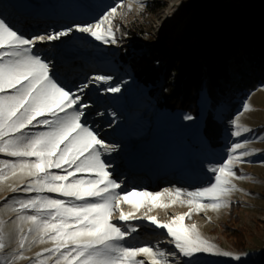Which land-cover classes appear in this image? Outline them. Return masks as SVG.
Here are the masks:
<instances>
[{"label":"rangeland","instance_id":"1","mask_svg":"<svg viewBox=\"0 0 264 264\" xmlns=\"http://www.w3.org/2000/svg\"><path fill=\"white\" fill-rule=\"evenodd\" d=\"M148 1L23 0L22 5L28 7L23 11L17 6L7 8L0 1V19H4L10 27L29 38L43 35L34 30L41 24H45L43 30H40L45 32L44 36L72 29L66 36L53 40L65 42L67 39L64 38L69 37L68 41L73 46L65 49L67 53L61 48L57 54L50 47L52 43L47 40L37 41L34 45V53L49 63L50 75L53 79L66 90L81 95L84 103L89 105L82 122L91 127L107 145L115 146L112 152H102L101 158L110 166L108 171L112 178L122 182L121 189H117L118 192L126 193L132 190L162 192L165 189L164 185L168 183H175L173 186L176 187H173V191L176 188L194 191L214 182L213 173L209 169L222 164L227 159L233 144L247 141L246 146L239 151L257 150L244 157V162L237 164L234 168L238 177L243 175L245 178H233V183L239 190L232 193L230 205L219 212L212 210L193 212L191 218H185L184 223L185 225L196 224L200 235L215 244L221 252L249 255L248 258H252L250 264H264V198L261 195L264 190V81L251 91L229 89L224 100L215 105H212L210 100L204 101L199 115L194 117L189 113H180L158 105L137 79L119 64V47L116 43L97 41L90 34H84L78 30L77 26L95 24L111 8L117 7V14L112 25L115 20L119 22L127 13L126 22L135 19L146 26L145 35L139 36L137 40L128 39L127 43L131 47L136 42L142 43L144 48L141 52L157 49L167 53L184 50L191 55L205 45L210 25L216 24L214 19L218 8L214 3L210 0H161L165 3V7L156 14L146 15L142 12ZM237 1L245 4L244 0ZM209 23L211 24L208 26ZM63 27L66 29H61ZM79 33L82 36H79ZM83 35H87L86 40L95 41L103 46H88L86 43L76 42V38H83ZM233 69L234 74H237V67L234 64ZM97 76L111 77V79L100 81L95 79ZM85 84L88 86L82 93L79 92L78 89ZM117 86L120 91L115 93L127 94L130 96L129 100L109 95L111 100L122 99L117 104L106 100V95L102 98L97 93L98 88L104 87V91H107ZM245 105L249 106V110H245ZM208 110L213 112L215 118L220 120L224 127L222 140L225 142L220 148L211 147L208 139L201 133L202 122ZM115 116L123 117V121H120L131 125L133 131L127 140L122 141L118 135L110 134ZM189 116L192 119H185ZM234 121L246 126L250 131H241L240 136L233 135L239 130ZM165 123H169L170 126H165ZM168 127L172 129L165 130ZM35 130L32 129V131ZM166 133L171 141L169 144L160 143L166 145L161 146L158 144V139L161 134ZM187 136L191 137L190 141L181 142ZM176 137L182 138L181 141L177 138L175 142ZM176 150L181 151L184 159L183 167L191 170V178L184 177L183 171H178L174 166L172 168L180 177L170 175L166 168L162 167ZM4 159L15 158L0 153V160ZM159 167L163 169L158 170ZM159 178L168 180L156 184ZM29 179L25 177V183ZM128 180L130 182L126 183ZM12 185L23 187L18 178L10 175L0 182V219L5 222L6 231L15 232V225L12 222L19 214L11 210L15 206V201L31 197L35 193L11 192ZM42 195L62 198L58 194L43 193ZM162 199L168 203L167 197ZM121 209L125 213L133 212L137 217H144L145 214L155 216L161 222H168L173 216L184 214L189 210L188 205L179 202L170 204L168 207L156 206L151 211L145 205H142L139 210H134L130 204L122 203ZM26 212L32 214V210H26ZM118 216L119 210L114 211L113 222H116ZM118 226L126 227L130 231V236L126 238V246H151L154 250L160 249L165 253L172 252L171 250L177 252L175 260L169 257L171 264H223L228 257H231L210 253H197L193 257H183L175 249L174 244L170 243L172 238L167 235L166 230L157 228L143 218L130 219L127 222L119 221ZM225 226L230 228L242 226L247 232V244L250 245V250L244 252L232 247L224 234ZM133 228L135 231H131ZM25 232H27V226H25ZM19 236L20 233L15 232V238L10 242L6 241V248L0 250V261L6 264H39L40 260H44L49 255L44 253L38 257L37 253H43L44 249L51 248L52 241L46 239L43 243H33L30 242L31 237H29L25 248L20 250ZM21 251L27 259L12 258L14 255H19ZM179 255L184 259L178 260ZM139 258L146 260L145 257ZM55 260L56 257L52 256L47 260V264H55Z\"/></svg>","mask_w":264,"mask_h":264},{"label":"snow or ice","instance_id":"2","mask_svg":"<svg viewBox=\"0 0 264 264\" xmlns=\"http://www.w3.org/2000/svg\"><path fill=\"white\" fill-rule=\"evenodd\" d=\"M116 14L117 7H113L97 23L77 26L78 30L97 41L115 44L112 21ZM71 31L27 38L0 19V153L15 158L0 160V182L10 175L23 185L22 188L12 185L11 192L35 193L16 200L11 209L19 213L12 222L15 232L20 233L19 249H24L31 237L33 243H43L46 239L53 242L51 248L37 253L38 257L49 254L39 264H47L52 256L56 257L55 264H146V261L147 264H171L169 257H176L175 251L165 253L151 246H126L130 231L118 226L119 221L143 218L166 230L172 238L170 243L183 257L197 253L232 256L203 238L196 224L185 225L184 220L191 218L193 212H219L228 207L232 193L239 190L233 178H245L237 176L235 166L257 150L239 151L247 141L233 144L227 159L209 169L214 182L194 191L176 188L156 193L118 192L122 182L112 178L108 171L110 166L101 158L102 152H112L115 146L107 145L82 122L89 105L81 95L66 90L53 79L49 63L34 53L37 41L56 40ZM95 79L104 81L111 77ZM87 86L83 85L78 91L82 93ZM107 91L119 92L120 88L112 87ZM245 110H249L248 105ZM233 123L239 129L233 133L235 136H240L241 131H250L236 121ZM25 177L30 178L27 183ZM43 193L58 194L62 198ZM164 197L168 198V203L164 202ZM177 202L188 205L189 210L168 222L147 214L137 217L121 209L122 203L130 204L134 210L145 205L151 211L153 207H168ZM26 210H32V214ZM117 210L119 216L113 222L112 214ZM15 232L6 231L5 222L0 219V250L6 248V241L15 238ZM12 258L27 259L22 251ZM0 264L6 262L0 261Z\"/></svg>","mask_w":264,"mask_h":264},{"label":"trees","instance_id":"3","mask_svg":"<svg viewBox=\"0 0 264 264\" xmlns=\"http://www.w3.org/2000/svg\"><path fill=\"white\" fill-rule=\"evenodd\" d=\"M210 1L218 8L216 24L210 25L205 45L191 55L184 50L141 52L144 45L140 42L129 46L128 39L137 40L145 35L146 26L135 19L126 22L127 13L112 25L119 47V64L158 105L194 117L199 115L204 101L210 100L215 105L224 100L229 89L251 91L264 81V0H244V5L237 0ZM164 7L161 0H149L142 13L156 14ZM201 133L211 147L224 145L223 124L211 110L203 119ZM261 195L264 198V190ZM224 234L232 247L250 250L242 226H225Z\"/></svg>","mask_w":264,"mask_h":264},{"label":"bare ground","instance_id":"4","mask_svg":"<svg viewBox=\"0 0 264 264\" xmlns=\"http://www.w3.org/2000/svg\"><path fill=\"white\" fill-rule=\"evenodd\" d=\"M22 1V3H23V0H15V3H16V6L18 7V8H21L22 9V11L23 10H26L28 7L27 6H24V5H22V3H20ZM41 12V11H40ZM211 23H209L208 24V26L210 25ZM74 25H76V24H74ZM43 27H45V24H44V26ZM70 27V26H69ZM61 29H66V28H61ZM34 30H37L38 31V28H34ZM41 32H43V31H41ZM40 32V33H41ZM84 34H88V33H84ZM80 36H82L81 34H80ZM77 37H79V36H77ZM27 38H29L28 36H27ZM67 38H69V37H66V38H64V39H67ZM43 42V41H42ZM63 43V45H62V47H67L68 46V44L70 43V42H68V43H66V42H64V40L62 41ZM50 47H52V46H50ZM67 48H69V47H67ZM64 52L65 53H67L66 52V50H64ZM69 55V54H68ZM59 58L60 59H62V57H60L59 56ZM87 82V81H86ZM86 82H84V83H86ZM125 115H126V113H125ZM123 119V117H118L117 118V120H122ZM123 121V120H122ZM165 126H170V124L169 123H165ZM192 136H194V135H192ZM171 141V139L168 137V134L166 133V134H161V136L159 137V139H158V142H165V143H169ZM184 159H183V157H182V153H181V151H179V150H176V151H174L173 152V155H172V157L170 158V160L168 161H166L165 163H164V165H162V167H165L166 169L165 170H171L172 169V167L174 166L178 171H183V173H184V177H187V178H191L190 176V173H191V170L189 169V168H185V167H183V161ZM162 167H159V169L158 170H162L163 168ZM177 177H180V176H178L177 175ZM168 179H165V178H159L158 180H157V182H156V184L157 183H159V182H162V181H167ZM130 181L128 180L126 183H129ZM173 184H175V183H168V184H165L164 186H165V189H173V187H176V186H173ZM171 251H174V250H171ZM237 253L238 252H236L233 256H231V257H228L224 262H223V264L224 263H226V264H250L251 263V260H252V258H248L249 257V255H239V253H238V255H237ZM237 256H239L240 258L239 259H236V257ZM176 259V257H173V260H175ZM177 259L178 260H182V259H184L182 256H178L177 257Z\"/></svg>","mask_w":264,"mask_h":264}]
</instances>
